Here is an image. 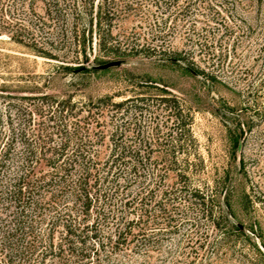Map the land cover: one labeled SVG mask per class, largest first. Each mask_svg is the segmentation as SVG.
Returning <instances> with one entry per match:
<instances>
[{
  "label": "trees",
  "instance_id": "obj_1",
  "mask_svg": "<svg viewBox=\"0 0 264 264\" xmlns=\"http://www.w3.org/2000/svg\"><path fill=\"white\" fill-rule=\"evenodd\" d=\"M7 1L0 0V8ZM37 1L27 2L29 24L50 27L53 22L61 45V54L30 45L45 57L65 58L71 52L76 63L73 68L96 70L108 61L94 57L96 67H84L94 44L103 56L156 54L161 62L204 79H217L196 61L191 50L130 44L114 33L115 20L139 0H40L42 13L35 9ZM179 1L153 3L168 8ZM194 4L207 12V22L219 24L228 35L264 36V0H182L181 7L186 10ZM7 24L0 22V34ZM157 25L153 37L162 38L170 27L166 19ZM26 28L31 29L23 27L14 38L29 46L23 40ZM140 84L139 92L117 101L110 94L77 99L49 93L21 95L16 98L28 105L17 108L16 115L7 113L4 118L0 113V264H107L135 257L132 254L139 252L140 245L147 248L149 258L155 241L154 231H147L154 223L151 201L156 184L172 171L177 180L163 189L165 202L190 200L212 216L211 202L218 189L213 193L188 185L187 166L181 164L186 162L181 156L188 155L187 148L196 144L191 107L164 86L149 81ZM149 98L167 112L163 125L169 120L171 125L164 131L155 121L149 136L144 137L140 130L127 135L137 118L123 120L124 106L142 110ZM7 104L16 106L12 100ZM107 111H111L108 119ZM109 122L111 128L107 129ZM230 139L233 147L238 145L237 135L230 132ZM148 166L152 171L147 173ZM167 205H160L166 218L163 234L173 231L171 211L178 209ZM220 210L227 224L219 228L222 220L218 217L213 219V227L222 230L224 237L231 229L239 230L228 218L233 211L227 199Z\"/></svg>",
  "mask_w": 264,
  "mask_h": 264
},
{
  "label": "rangeland",
  "instance_id": "obj_2",
  "mask_svg": "<svg viewBox=\"0 0 264 264\" xmlns=\"http://www.w3.org/2000/svg\"><path fill=\"white\" fill-rule=\"evenodd\" d=\"M27 2L9 0L0 8V22L8 23L0 34V113L4 118L7 113L16 115V109L27 104L16 98L21 95L49 93L77 99L110 94L117 101L136 94L140 83L149 81L170 89L192 109L191 129L196 144L187 148L188 155L181 156L186 159L181 164L187 166V184L209 188L213 193L218 189L216 200L211 202V217L190 200L165 202L163 189L174 186L177 180L172 171L165 181L156 184L151 201L154 223L147 231H154L155 241L150 257H146L147 248L140 245L138 253H130L135 257L107 264H264V36L228 35L219 24L207 22V12L202 13L201 5L183 10L182 0L168 8L163 4L157 6L153 0H139L115 20L114 33L130 44L191 50L196 61L213 71L217 79H204L161 62L156 54L103 56L94 44L84 67H96L94 57L108 61L105 64L117 63L96 70L73 68L74 53L65 58H48L30 46L35 43V49L42 47L61 54L56 26L53 22L50 27L40 22L30 25ZM35 9L44 12L40 0ZM162 19L167 20L170 30L162 38L153 37ZM26 26L31 29L23 32V40L29 46L14 38ZM1 94L15 97L8 99ZM8 100L16 106L7 104ZM155 108L157 112L152 114L150 110ZM124 109L123 120L133 115L137 118V124L129 127L127 135L140 130L147 137L155 121L164 131L171 125V120L166 127L163 125L167 112L152 98L142 110H134L130 104ZM106 115L108 119L111 111ZM108 127L111 128L110 122ZM230 132L239 137L235 147ZM127 139L130 141L129 136ZM146 171L151 172V167ZM226 199L233 211L228 218L239 230L231 229L224 237L212 221L221 217L219 211L225 208ZM162 203L169 208L178 207L171 211L173 231L166 234L162 233L166 221L160 212ZM220 220L219 228L223 229L227 223L222 217Z\"/></svg>",
  "mask_w": 264,
  "mask_h": 264
},
{
  "label": "water",
  "instance_id": "obj_3",
  "mask_svg": "<svg viewBox=\"0 0 264 264\" xmlns=\"http://www.w3.org/2000/svg\"><path fill=\"white\" fill-rule=\"evenodd\" d=\"M117 62H110V63H107V64H103V65H100V67H106V66H109V65H112V64H115Z\"/></svg>",
  "mask_w": 264,
  "mask_h": 264
}]
</instances>
